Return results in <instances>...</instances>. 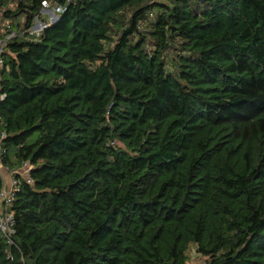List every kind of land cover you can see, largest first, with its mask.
<instances>
[{"label": "trees", "instance_id": "obj_1", "mask_svg": "<svg viewBox=\"0 0 264 264\" xmlns=\"http://www.w3.org/2000/svg\"><path fill=\"white\" fill-rule=\"evenodd\" d=\"M44 3L59 20L24 35ZM4 21L0 166L31 183L0 264H264V0H0Z\"/></svg>", "mask_w": 264, "mask_h": 264}, {"label": "built area", "instance_id": "obj_2", "mask_svg": "<svg viewBox=\"0 0 264 264\" xmlns=\"http://www.w3.org/2000/svg\"><path fill=\"white\" fill-rule=\"evenodd\" d=\"M62 12V8L58 6H50L45 4L42 6L40 15L44 16L43 20L35 17L32 25L24 31V35L38 38L40 33L52 24L59 14ZM153 17V15H150ZM1 30L6 34V37L0 38V66L3 63L2 54L6 41L11 37L15 36L14 33L10 32V26L7 21L1 23ZM6 138V134L0 131V146L1 142ZM30 168L26 163H23L16 171L9 172L5 169L0 171V177L2 185L0 188V237L8 247H16L13 237L14 231V217L10 211V205L14 198L15 193L18 192L20 180H24L26 183H31L29 178ZM19 175V179L15 178V175ZM9 258V255H8Z\"/></svg>", "mask_w": 264, "mask_h": 264}, {"label": "rangeland", "instance_id": "obj_3", "mask_svg": "<svg viewBox=\"0 0 264 264\" xmlns=\"http://www.w3.org/2000/svg\"><path fill=\"white\" fill-rule=\"evenodd\" d=\"M0 171H3V168H1V166H0ZM188 256H189L188 264H204V259L196 254L195 249L192 246L188 252Z\"/></svg>", "mask_w": 264, "mask_h": 264}, {"label": "water", "instance_id": "obj_4", "mask_svg": "<svg viewBox=\"0 0 264 264\" xmlns=\"http://www.w3.org/2000/svg\"><path fill=\"white\" fill-rule=\"evenodd\" d=\"M59 20V18H57L53 23L57 22Z\"/></svg>", "mask_w": 264, "mask_h": 264}, {"label": "crops", "instance_id": "obj_5", "mask_svg": "<svg viewBox=\"0 0 264 264\" xmlns=\"http://www.w3.org/2000/svg\"><path fill=\"white\" fill-rule=\"evenodd\" d=\"M44 18V16H42V19Z\"/></svg>", "mask_w": 264, "mask_h": 264}]
</instances>
